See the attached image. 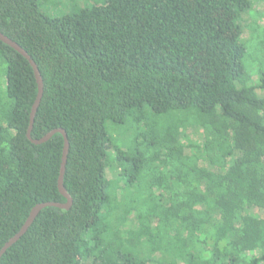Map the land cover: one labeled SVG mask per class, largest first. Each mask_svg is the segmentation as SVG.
<instances>
[{"label":"trees","instance_id":"1","mask_svg":"<svg viewBox=\"0 0 264 264\" xmlns=\"http://www.w3.org/2000/svg\"><path fill=\"white\" fill-rule=\"evenodd\" d=\"M88 1L52 17L0 0L1 33L44 82L31 138L66 131L73 201L43 209L0 264H264V0ZM37 95L0 41V250L36 205L66 203L63 136L27 137Z\"/></svg>","mask_w":264,"mask_h":264},{"label":"water","instance_id":"2","mask_svg":"<svg viewBox=\"0 0 264 264\" xmlns=\"http://www.w3.org/2000/svg\"><path fill=\"white\" fill-rule=\"evenodd\" d=\"M0 41L5 43L6 45L13 48L16 52H18L20 55H22L31 65L34 76L38 85V95L35 100V103L32 107L31 115H30V127L27 132V137L33 142L34 144H42L47 141H49L55 134H61L64 138V149H63V157H62V163H61V170H60V176L58 179V189L61 195L66 199V203H56V202H46L36 205L30 212L29 217L27 218L26 222L22 226V228L19 230V232L14 235L8 242L5 243L3 248L0 250V259L1 257L7 252L8 249H10L17 241L20 240V238L29 230L31 225L34 223L40 212L48 207H55L65 210H70L73 204L72 198L70 194L67 192V189L64 185V175L66 171V164H67V156L69 152V140L68 136L65 130L63 129H55L48 134H46L44 137L38 140H33L31 138V132L34 125L35 116L37 113V110L40 106L42 97H43V91H44V82L40 73V70L35 63V61L31 58V56L16 42H14L12 39L5 36L0 31Z\"/></svg>","mask_w":264,"mask_h":264},{"label":"rangeland","instance_id":"3","mask_svg":"<svg viewBox=\"0 0 264 264\" xmlns=\"http://www.w3.org/2000/svg\"><path fill=\"white\" fill-rule=\"evenodd\" d=\"M100 0H95L93 3H97ZM87 4L88 5H92L91 2H89L88 0H41V4H40V8L41 10L46 13L49 16L52 17H62L65 15H69L71 13H73L74 11H76L81 4ZM122 135V134H121ZM121 135H116L117 138H115V141L117 140L118 143L120 141V137ZM124 138V136H123ZM130 139V135L128 134V138ZM121 142V141H120ZM135 188H131L129 189V191H133ZM116 194L114 193V198L116 197H122L121 196V192L118 193L117 190ZM129 191H126V193H128ZM131 195L132 193L129 192ZM139 193V192H138ZM134 195H138L136 190L133 193ZM131 200V199H130ZM146 199H143L142 202L144 203ZM126 202H128V204H125ZM117 205L119 206V208L115 209L112 214H111V219L109 221L110 225H111V229H113V231L116 233L117 230H119L120 235L124 236V234L128 233L131 229V223L133 224L134 222L131 220L130 222H125L123 217H126V207L127 205H129V201L128 200H123L122 205L120 204V201L116 202ZM144 211L143 207L140 208V212ZM138 212V211H137ZM139 213V212H138ZM134 213L131 214V216H133ZM129 218V217H128ZM112 219H114L116 222L111 221ZM137 256H139V258L141 260H146L147 257L149 256L150 252H149V246L147 244H141L139 246V248L136 251Z\"/></svg>","mask_w":264,"mask_h":264}]
</instances>
